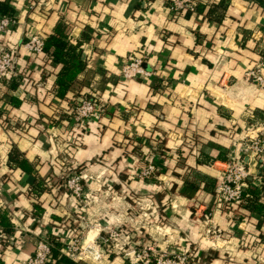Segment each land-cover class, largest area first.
I'll return each mask as SVG.
<instances>
[{"label":"crops","instance_id":"obj_1","mask_svg":"<svg viewBox=\"0 0 264 264\" xmlns=\"http://www.w3.org/2000/svg\"><path fill=\"white\" fill-rule=\"evenodd\" d=\"M3 1L16 23L0 43L17 48L30 35L60 33L77 46L82 65L59 92L63 64L21 49L29 77L0 86V213L9 222L0 264H25L40 235L53 236L75 215L60 185L65 156L97 176L84 186L91 237L131 224L130 232L160 248L192 245L204 257L199 264H264V171L252 152L240 151L248 137L264 140V87L243 79L264 55V0H194L193 13L172 12L171 0ZM126 55L145 57L152 76L121 80ZM83 94L97 95L104 115L79 136L76 153L66 152L49 137L47 121ZM5 120L29 124L9 132ZM124 137L162 155L157 181L119 173ZM12 149L21 166L9 161ZM232 156L248 167V194L236 206H217L215 185ZM207 226L219 236H205ZM125 259L113 253L107 262Z\"/></svg>","mask_w":264,"mask_h":264},{"label":"rangeland","instance_id":"obj_2","mask_svg":"<svg viewBox=\"0 0 264 264\" xmlns=\"http://www.w3.org/2000/svg\"><path fill=\"white\" fill-rule=\"evenodd\" d=\"M2 37V36H0ZM27 39V38H26ZM23 39L20 41L18 47L16 48H7L5 47L2 43H0V50L1 49H6L8 51H12L14 53V57L17 59V62L15 63V73L12 74V76L15 78L17 75L21 76L22 78H28L30 75L29 69L26 66V64H19V59L21 57V49L23 42L26 40ZM25 51V50H24ZM26 52V51H25ZM19 79V80H21ZM9 79H4L0 82V86L3 83H6V81H9ZM122 80V79H121ZM17 83L19 82L16 79ZM124 81V80H123ZM22 82V80H21ZM84 98H98L97 95H91V94H83L78 97L73 98L70 100L69 105L67 108L63 109V111L59 110L56 112V115L54 116V119L50 122L51 126L49 129V137L52 138L54 141V144L57 146L61 145L63 149L67 152L68 149L71 151V153H76L77 150L82 146L79 140V136L84 134L88 130L94 126V124H98L99 120L101 117L94 118L92 117L91 119H88L86 121L82 120H75L74 114L71 111V105L79 101L80 99ZM102 103V102H101ZM24 124L28 125L29 123H24V121H17L12 123H7L6 120L2 122V128L4 130L12 132L13 130H22V127ZM58 126L62 127L64 129L63 136L64 139H61V142L59 141L57 135L59 131L57 130ZM56 130L58 133H56ZM91 130V129H90ZM51 131V132H50ZM48 133V132H47ZM12 134H17V132H14ZM57 137V138H56ZM160 136L157 137V139H154L153 141L155 142L154 145H159L160 144ZM120 143V149H121V160L120 164H122V167H120L119 173H122L123 175L126 174L127 177L134 179V180H139V181H144V182H155L158 180L159 177V170L157 169L154 171L152 175L148 177V179H144L141 177V172L144 171L146 168V165L148 163V160L150 159L151 154L149 152H142L141 148L138 146L139 144L137 141H135L134 138L131 137H124L121 139ZM67 149V150H66ZM162 153V152H160ZM142 157V160L140 162H137ZM162 157V155H161ZM70 158L69 156H65L62 159H60L58 165L60 167V174H59V179H60V185L63 188L65 192L69 194L70 197L73 198L74 202V212L75 215L73 216H67V218H64V226H62L59 230H57L56 233H62L66 232L69 237L76 236L78 239V245L79 249L76 250V255L77 253H81V257H83L84 264H108L107 260L109 259L110 255L118 254L122 255L125 258L128 257L129 260L132 262H135V259L138 257H143L145 252L149 253V249L158 257L159 254L162 255H167L168 257H174V256H179L184 254L187 257L188 264H199V260L201 258H204L202 256H198L196 253V248L193 247L192 245H171L165 248H160L156 245V242L153 240L146 241V239L139 235L138 233H134L133 231L130 232V227L131 224L128 225H122L120 228H110L107 226L102 227L104 230L102 234H96L95 236L91 237V233L87 232L88 230H94V225L89 222L87 219L88 216V206L91 201V198L86 194V190H84V198L82 199L83 202H80L76 196L72 193L71 189L68 187V182L71 181L72 179H75L76 177L80 176L82 178V185L85 186V181L91 182V180L96 179V175L92 174H87L85 173L86 171L82 166L77 162V161H71V163L68 161ZM163 160V159H161ZM72 184V182H70ZM135 199L134 197H132ZM170 206V207H169ZM173 205L171 203H168V207L172 208ZM167 207V209H168ZM141 213V212H140ZM207 213V220L209 224L207 225H213L212 219L210 218V211H206ZM165 217V215H164ZM159 221L161 217H158ZM236 217L234 216L235 220ZM163 221V219H162ZM208 227V226H207ZM210 228V226L208 227ZM212 228V227H211ZM123 229V230H122ZM124 229H127L129 232L124 233ZM207 229V228H206ZM206 229L204 230V235L207 237H217L219 236L218 232L217 234H211V233H206ZM132 230V229H131ZM85 231L87 232L85 234ZM71 232L75 234H71ZM111 238H110V237ZM91 243L93 245V250L87 249L86 244ZM82 247V248H81ZM95 251V252H94ZM96 252L101 255L102 259L97 260V261H92V255H95ZM87 255V257H85Z\"/></svg>","mask_w":264,"mask_h":264},{"label":"built area","instance_id":"obj_3","mask_svg":"<svg viewBox=\"0 0 264 264\" xmlns=\"http://www.w3.org/2000/svg\"><path fill=\"white\" fill-rule=\"evenodd\" d=\"M32 9V5L28 4V9ZM169 9L172 12H195L194 0H171ZM16 23V17L0 15V36H4L13 29ZM23 50L29 55L39 56L42 55L44 48V38L40 35H30L22 44ZM145 57H135L133 55H126L121 59L120 63V78L122 80L137 79L139 77H150L152 73L145 70L144 62ZM17 59L14 57L12 51L6 49L0 50V82L4 79L12 80L14 77L12 74L15 72V63ZM264 68V55L257 65L246 70L243 75L245 81L255 83L259 87H264V74L262 72ZM18 76V75H17ZM9 80V81H10ZM8 81V82H9ZM7 82V81H6ZM71 111L74 114L75 120L86 121L92 117L98 118L100 115H104L103 106L100 99L84 98L80 99L73 105H71ZM247 143H240V151H250L253 153L255 161L259 162L262 169L264 168V140L255 135L247 138ZM151 156L148 160L146 168L141 172V177L148 179L150 175L157 169L160 170L163 165L162 157L160 158L158 153L154 151L150 152ZM249 176L248 167L236 156H232L224 163V166L220 172V177L215 185L214 200L218 206H236L246 196L248 190L247 178ZM72 182V184L70 183ZM68 187L71 189L74 196L80 202H83L84 198V185H82V178L80 176L72 179L68 182ZM207 217V213H205ZM206 233L217 234V231L213 228H207ZM57 237L63 243L61 253L73 261L82 262L83 257L81 253H77L79 249L78 239L76 236L69 237L66 232L57 233ZM110 237V236H109ZM111 238V237H110ZM87 249L93 250L91 243L86 244ZM52 239L48 235H40L35 241L33 253L26 260L25 264H53V258L51 253ZM82 248V247H81ZM149 253L145 252L143 257H138L135 262L126 257L131 263L139 264H188L187 257L182 254L179 256L168 257L167 255L159 254L157 257L150 249ZM95 252V251H94ZM87 257V255L85 256ZM102 256L97 252L92 255V261L101 260Z\"/></svg>","mask_w":264,"mask_h":264},{"label":"trees","instance_id":"obj_4","mask_svg":"<svg viewBox=\"0 0 264 264\" xmlns=\"http://www.w3.org/2000/svg\"><path fill=\"white\" fill-rule=\"evenodd\" d=\"M13 14L14 11L8 5V3L6 1L0 0V15L12 16ZM76 48L77 46L68 44L64 36L61 35L60 33H58V37L56 34L44 38V48L42 51L41 58L43 59L45 56L48 58L50 57V59L55 63L63 64V68L61 72L62 75L59 77L58 80L59 92H62L63 90L66 89L68 82L72 78H74L76 72L80 69L82 65V61L80 60V51L77 50ZM17 78L21 79V76L18 75L17 77L9 81L10 87L13 88L18 84L16 81ZM18 155L19 154H15V152L12 149L9 155V161L11 163L18 164V166H21L24 160L21 159V161H19ZM262 170L264 171V168ZM7 218L8 217L5 212L0 213V236L3 233H6L8 230L9 222ZM57 235L58 234L56 233L53 236L51 235L49 236L52 239L51 253L54 261L53 264H78L77 262L71 260L70 258H68L67 256L61 253L63 243L58 238H56ZM123 264H139V263H131L128 259H125Z\"/></svg>","mask_w":264,"mask_h":264}]
</instances>
